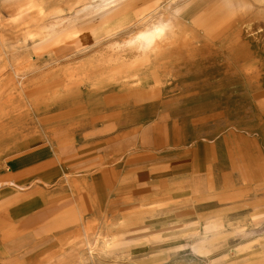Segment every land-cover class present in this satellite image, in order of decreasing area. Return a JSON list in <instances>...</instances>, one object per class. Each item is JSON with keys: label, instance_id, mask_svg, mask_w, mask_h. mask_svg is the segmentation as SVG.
I'll use <instances>...</instances> for the list:
<instances>
[{"label": "rangeland", "instance_id": "rangeland-1", "mask_svg": "<svg viewBox=\"0 0 264 264\" xmlns=\"http://www.w3.org/2000/svg\"><path fill=\"white\" fill-rule=\"evenodd\" d=\"M192 1L121 0L100 10L105 0H11L0 8V169L29 138L55 147L103 139L121 112L132 129L159 112L166 125L193 122L177 133L197 156L192 206L174 231L161 232L160 246L144 248V263L99 258L104 251L90 247L96 264H264V0H220L189 24L180 12ZM247 1L256 13L240 19ZM160 23L168 28L155 45L137 39ZM119 84L142 95H104ZM181 95L189 98L177 103Z\"/></svg>", "mask_w": 264, "mask_h": 264}, {"label": "crops", "instance_id": "crops-1", "mask_svg": "<svg viewBox=\"0 0 264 264\" xmlns=\"http://www.w3.org/2000/svg\"><path fill=\"white\" fill-rule=\"evenodd\" d=\"M219 1L193 0L180 16L196 24L215 12ZM247 3L240 19L256 13ZM13 5L0 0V8ZM128 116L117 113L121 120L105 129L103 139L89 134L55 147L29 138L15 147L0 169V264H96L90 258L99 256L90 247L104 251L99 258L144 263V248L160 246L161 232L176 229L177 215L192 206L199 179L197 156L182 145L186 141H177L178 127L185 134L193 122L166 125L159 112L152 124L132 129Z\"/></svg>", "mask_w": 264, "mask_h": 264}, {"label": "bare ground", "instance_id": "bare-ground-1", "mask_svg": "<svg viewBox=\"0 0 264 264\" xmlns=\"http://www.w3.org/2000/svg\"><path fill=\"white\" fill-rule=\"evenodd\" d=\"M119 1H121V0H105V2H104V7L103 8H101L100 10H102V9H106V8H109V7H111V6H114V5H117L118 4V2ZM101 2V1H100ZM222 19V18H221ZM216 21V20H215ZM69 22V21H68ZM213 22H214V20H213ZM159 24V23H158ZM237 24V23H236ZM155 25V24H154ZM154 28V27H153ZM168 28V25H163V26H161V23H160V26L159 27H156V28H154V29H152V30H149V31H146V32H141L139 35H138V38L137 39H139L144 45H146L147 47H149V46H151V45H153L154 43H156L157 42V40L158 39H160L166 32V29ZM236 33V32H235ZM234 34V33H233ZM224 35V34H223ZM239 35V34H238ZM224 37V36H223ZM240 38V37H239ZM227 39V38H226ZM232 40V39H231ZM208 41V40H207ZM208 43V42H207ZM213 43V42H212ZM232 43V42H231ZM196 44V43H195ZM155 45V44H154ZM187 46V45H186ZM207 46V45H206ZM214 46V45H213ZM227 46H229V45H227ZM151 48V47H150ZM155 48V47H154ZM188 48V47H187ZM208 48V47H207ZM149 49V48H148ZM205 49V48H204ZM218 49V48H217ZM210 51V50H209ZM148 52H150V51H148ZM147 52V53H148ZM152 53V52H151ZM144 54V53H143ZM153 54V53H152ZM183 54V53H182ZM199 54V53H198ZM186 55V54H185ZM184 55V56H185ZM219 55V54H218ZM215 56V55H214ZM217 56V55H216ZM231 56V55H230ZM177 59H178V57H176ZM176 58H174V59H176ZM185 58V57H184ZM187 58V57H186ZM185 58V59H186ZM190 58V57H189ZM188 58V59H189ZM166 59V58H165ZM228 59H230V58H228ZM239 59V58H238ZM179 60V59H178ZM190 60V59H189ZM226 60V59H225ZM234 60V59H233ZM261 60V59H260ZM172 61V60H171ZM170 61V62H171ZM210 61V60H209ZM250 61V60H249ZM179 62H180V60H179ZM222 62V61H221ZM232 62V61H231ZM210 63V62H209ZM233 63V62H232ZM234 63H235V61H234ZM239 63V62H238ZM242 63V62H241ZM240 63V64H241ZM159 64H160V62H159ZM168 64V63H167ZM171 64V63H170ZM176 64V63H175ZM217 64H219V63H217ZM157 65V64H156ZM169 65V64H168ZM186 65V64H185ZM235 65H237V64H235ZM155 66V65H154ZM174 66V65H173ZM179 66H181V65H179ZM178 66V67H179ZM177 67V68H178ZM159 68V67H158ZM162 68V67H161ZM196 68V67H195ZM219 68V67H218ZM223 68V67H222ZM242 68V67H241ZM245 68V67H244ZM152 69V68H151ZM243 69V68H242ZM235 70V69H234ZM233 70V71H234ZM152 71V70H151ZM155 71V70H154ZM158 71V70H157ZM156 71V72H157ZM166 71V70H165ZM175 71H177V70H174V72ZM247 71H249V70H247ZM149 72V71H148ZM187 72V71H186ZM231 72V71H230ZM160 73V72H159ZM236 73H238V72H236ZM243 73V72H242ZM147 74V73H146ZM149 74V73H148ZM151 74H153V73H151ZM150 74V75H151ZM156 74V73H155ZM186 74V73H185ZM245 74H247V73H245ZM133 75V74H132ZM159 75V74H158ZM187 75V74H186ZM135 76V75H134ZM152 77H154L153 75H151ZM160 76V75H159ZM180 76H182V75H180ZM224 76V75H223ZM237 76V75H236ZM150 77V76H149ZM148 77V79H150ZM112 79V78H111ZM157 79H159L158 77H157ZM257 80V79H256ZM263 80V79H262ZM141 81V80H140ZM150 81V80H149ZM153 81V80H152ZM173 81V80H172ZM252 81V80H251ZM143 82V81H142ZM241 82V81H240ZM141 85H142V83L141 82H139ZM144 83V82H143ZM138 84V83H137ZM139 84V85H140ZM178 85V84H177ZM138 86V85H137ZM248 86H249V84H248ZM127 87H131V86H128V84L127 85H125V84H119V85H117L116 86V88H118V89H116V90H114V91H107V89L105 90H103L104 91V95L106 96V97H108V98H117L118 100H120V98H126V97H130V96H137V95H139V94H141V89H140V87L139 88H137V87H134L133 89H128ZM143 88V87H142ZM245 90V89H244ZM247 90V89H246ZM259 90V89H258ZM94 92V91H93ZM92 93V92H91ZM251 93V92H250ZM142 95V94H141ZM181 98H185V97H188L187 95H181L180 96ZM107 100H109V99H107ZM105 101H106V99H105ZM114 101H116V100H114ZM114 101H112V102H114ZM77 102V101H76ZM36 103V102H35ZM66 103V104H65ZM65 103H63V105H66L67 106V108H68V104L67 103H69L68 101L67 102H65ZM70 104V103H69ZM72 104V103H71ZM62 105V106H63ZM65 106V107H66ZM244 108V107H243ZM42 109V108H41ZM63 109H64V106H63ZM93 109V108H92ZM78 111V109L77 108H75V107H73V108H71L70 109V112L71 113H76ZM94 111H95V109H94ZM60 113V112H59ZM56 116V115H55ZM63 116V114L62 113H60V118ZM15 118V117H14ZM76 118H77V116H76ZM25 120H26V118H25ZM24 120V121H25ZM28 120V119H27ZM65 121V120H64ZM13 122V121H12ZM24 123V122H23ZM57 123V122H56ZM29 124H30V122H29ZM24 126V125H23ZM161 194V193H160Z\"/></svg>", "mask_w": 264, "mask_h": 264}]
</instances>
